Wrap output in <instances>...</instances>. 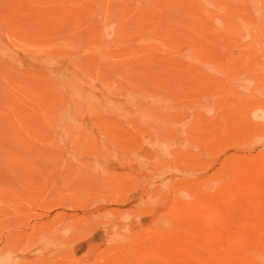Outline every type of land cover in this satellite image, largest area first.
<instances>
[{
	"label": "rangeland",
	"instance_id": "1",
	"mask_svg": "<svg viewBox=\"0 0 264 264\" xmlns=\"http://www.w3.org/2000/svg\"><path fill=\"white\" fill-rule=\"evenodd\" d=\"M0 264H264V0H0Z\"/></svg>",
	"mask_w": 264,
	"mask_h": 264
}]
</instances>
